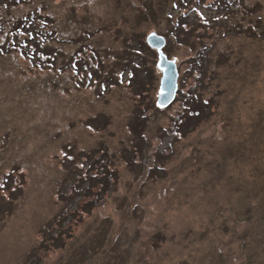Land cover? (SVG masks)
Returning a JSON list of instances; mask_svg holds the SVG:
<instances>
[{
  "label": "rangeland",
  "instance_id": "rangeland-1",
  "mask_svg": "<svg viewBox=\"0 0 264 264\" xmlns=\"http://www.w3.org/2000/svg\"><path fill=\"white\" fill-rule=\"evenodd\" d=\"M195 1L0 0V264H264V0Z\"/></svg>",
  "mask_w": 264,
  "mask_h": 264
},
{
  "label": "trees",
  "instance_id": "trees-1",
  "mask_svg": "<svg viewBox=\"0 0 264 264\" xmlns=\"http://www.w3.org/2000/svg\"><path fill=\"white\" fill-rule=\"evenodd\" d=\"M197 3L198 2L196 0L195 3H194V5H196ZM187 10H188L187 12H190L191 11V6H189L187 8ZM183 16H185V15L183 14ZM206 24L207 23H203L202 24L203 27L200 30V32L202 31L201 32L202 34H199V35L202 36V40L203 41L205 40V36H206L205 30L210 29V28H207ZM175 26H176L177 29L176 28L173 29V32L174 33H177L176 31L179 29V27H178L179 24L178 25H175ZM184 27L187 28L186 24L184 25ZM208 27H209V25H208ZM165 42H166V44L169 43L168 40H165ZM146 51H147L146 50V46L145 45H142V49H137V51L135 53V57H139L140 58L141 54L142 53L145 54ZM18 52L21 53L20 55L22 57H25V55L22 54V50H18ZM81 52H82V50H79L78 51V53H81ZM37 56H38L39 59L44 60V59H48L47 57L51 56V54H48L46 52H43V55L42 54L41 55L38 54ZM77 56H75V58H77ZM79 59H83V57L82 58H77V60H79ZM204 59H206V56L204 55V51L202 49L190 51V53H189V58L187 60V68L189 69V71H190V73L192 75H191L190 79L185 83V88H186L185 89V92H182L181 90H178L179 93L180 92L183 93L182 94L183 95V99H182V101H180V106H181V110L179 112L180 114H178L177 118L174 119V122H173V124H175V125H176V121H178L179 119L180 120H183V119H185L186 117L189 116L190 117V129L191 128H194L197 125H196V122L193 119V115L197 114L199 111H201V110L204 109L205 110L204 116L202 114L203 117L201 119V120H203V118H205L208 115V113H209V112H207V110H209V108H211L212 102L210 100H208V99H204L205 104H203L204 107L202 109L201 108L194 109V105H195L196 99H197L196 95H198L197 93L203 92L202 91V88H201L202 87L201 79H202V76H204V74H203V68L206 65V63H204ZM30 60L32 61V58H30ZM82 65H84V66H80L79 69L77 68V72L78 73H83L85 69H88V66H87V64L85 62H83ZM187 126H188V124H187ZM95 168H97V166H95ZM90 171H91L90 174L87 173V174L84 175V177L82 176V178H85V180L86 179H90V178H94L96 180L99 175H97L95 173H92L93 172L92 170H90ZM100 174H102V173H100ZM89 175H90V177L88 178ZM80 180H81V177L80 178H77L75 184L78 185V183L80 182ZM89 184H90V180H89ZM89 184L85 187V189L83 191H82V188L83 187L80 189V192L82 194L81 195L82 197H86V196L90 197L89 195H86L92 189V185H89ZM108 185H109V182L107 184L101 183L99 185V187H100L99 193H95L94 195H92V197H90V200L88 202H96L98 200V197L100 195H103V191L104 192L107 191ZM74 187H76V186H73V188ZM88 197H86V198H88ZM93 197H95V198L91 200V198H93Z\"/></svg>",
  "mask_w": 264,
  "mask_h": 264
},
{
  "label": "water",
  "instance_id": "water-1",
  "mask_svg": "<svg viewBox=\"0 0 264 264\" xmlns=\"http://www.w3.org/2000/svg\"><path fill=\"white\" fill-rule=\"evenodd\" d=\"M148 44L155 49L163 48L165 40L157 35L149 36L147 40ZM177 88V71L174 64H167L163 77L161 79L162 94L159 98V104L161 106H167L174 99Z\"/></svg>",
  "mask_w": 264,
  "mask_h": 264
}]
</instances>
